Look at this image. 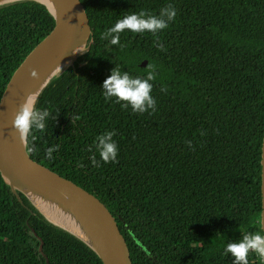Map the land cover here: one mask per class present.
I'll use <instances>...</instances> for the list:
<instances>
[{"label": "trees", "instance_id": "trees-1", "mask_svg": "<svg viewBox=\"0 0 264 264\" xmlns=\"http://www.w3.org/2000/svg\"><path fill=\"white\" fill-rule=\"evenodd\" d=\"M79 1L92 44L82 66L39 95L35 107L50 113L26 140L30 158L105 205L132 264H233L225 246L261 231L264 0ZM169 4L176 15L166 29H125L117 44L102 38L131 13L167 22L160 11ZM53 27L37 2L0 6V97ZM117 69L141 79L153 72L154 110L133 112L104 96L103 82ZM105 132L115 133L118 148L106 164L95 147ZM18 195L21 202L0 176V264H102ZM248 264L261 262L249 253Z\"/></svg>", "mask_w": 264, "mask_h": 264}, {"label": "water", "instance_id": "water-1", "mask_svg": "<svg viewBox=\"0 0 264 264\" xmlns=\"http://www.w3.org/2000/svg\"><path fill=\"white\" fill-rule=\"evenodd\" d=\"M19 1L43 5L54 20V27L15 69L1 94L0 176L19 202L18 194H21L49 223L86 245L102 264H132L125 240L105 205L73 182L33 161L26 150L25 138L12 126L22 104L31 101L35 105L55 77L68 68L74 70L75 64L79 67L84 64V56L92 44L85 9L79 0H0V6ZM146 64L143 61L141 67ZM260 195V228L264 232V129ZM41 246L42 243L40 253Z\"/></svg>", "mask_w": 264, "mask_h": 264}, {"label": "clouds", "instance_id": "clouds-1", "mask_svg": "<svg viewBox=\"0 0 264 264\" xmlns=\"http://www.w3.org/2000/svg\"><path fill=\"white\" fill-rule=\"evenodd\" d=\"M175 15V9L170 4L160 11V17L166 16L167 22L156 15H148L144 11L131 13L109 28L102 38L108 39L110 37V43L117 44L119 33L125 29L135 33L150 32L156 34L166 29ZM154 78L153 72H149L146 79H141L139 77L130 78L127 73L122 74L118 69L113 70L103 82V94L106 98H114L123 108L130 107L133 112L144 113L145 105L148 109L154 110L156 101L151 95L152 84L150 83ZM49 113L48 109H37L29 101L19 107L12 121V126L19 135L27 140L33 129L43 131L45 128L44 120L49 116ZM114 134V132H105L97 137L96 152L99 155V160L105 164L114 162L117 156L118 148L113 140ZM57 149L58 145L48 147L45 152L46 158L52 159V153ZM90 160L93 165L99 162L95 155L90 157ZM226 253H230L234 258L233 264H248L249 253H254L261 264H264V232L246 233L239 242L228 243L224 248V254Z\"/></svg>", "mask_w": 264, "mask_h": 264}, {"label": "rangeland", "instance_id": "rangeland-1", "mask_svg": "<svg viewBox=\"0 0 264 264\" xmlns=\"http://www.w3.org/2000/svg\"><path fill=\"white\" fill-rule=\"evenodd\" d=\"M83 61V59L80 60V62Z\"/></svg>", "mask_w": 264, "mask_h": 264}]
</instances>
